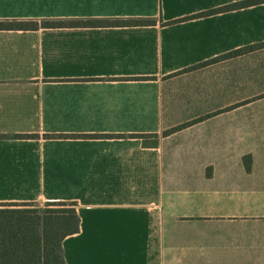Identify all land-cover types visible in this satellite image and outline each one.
Masks as SVG:
<instances>
[{
  "label": "crops",
  "instance_id": "obj_1",
  "mask_svg": "<svg viewBox=\"0 0 264 264\" xmlns=\"http://www.w3.org/2000/svg\"><path fill=\"white\" fill-rule=\"evenodd\" d=\"M242 1L0 0L154 22L0 30V203H75L66 264H264V48L189 69L264 43V4L170 23Z\"/></svg>",
  "mask_w": 264,
  "mask_h": 264
},
{
  "label": "trees",
  "instance_id": "obj_2",
  "mask_svg": "<svg viewBox=\"0 0 264 264\" xmlns=\"http://www.w3.org/2000/svg\"><path fill=\"white\" fill-rule=\"evenodd\" d=\"M259 4H264V0H245L170 23ZM60 23L152 24L154 22L151 20H2L0 21V30L57 28ZM260 48H264V43L222 55L189 69L200 68L225 60L241 51H254ZM183 127L184 125L169 129L162 135L167 136ZM139 137L144 139V145L157 144V135H140ZM13 138L29 139L33 136L16 135ZM147 139H151L152 142H146ZM244 163L248 165L249 159L245 158ZM78 232L79 218L75 203L47 202L44 203L43 207L38 203H0V264H66L62 252V241Z\"/></svg>",
  "mask_w": 264,
  "mask_h": 264
},
{
  "label": "rangeland",
  "instance_id": "obj_3",
  "mask_svg": "<svg viewBox=\"0 0 264 264\" xmlns=\"http://www.w3.org/2000/svg\"><path fill=\"white\" fill-rule=\"evenodd\" d=\"M259 71H261L260 74L254 75V71L252 70V76H251L252 85L259 84L263 81L264 69H259ZM252 105L253 106L250 108L251 115H264V101L255 102ZM247 126L251 128L250 134H252L253 136H256V135L258 136V134L264 133V123L250 124ZM243 162H244V160H243ZM43 205L44 204H40L41 207H43Z\"/></svg>",
  "mask_w": 264,
  "mask_h": 264
}]
</instances>
